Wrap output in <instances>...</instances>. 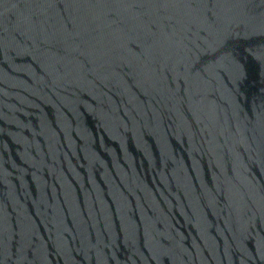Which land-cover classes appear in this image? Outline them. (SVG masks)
<instances>
[{"label":"water","instance_id":"water-1","mask_svg":"<svg viewBox=\"0 0 264 264\" xmlns=\"http://www.w3.org/2000/svg\"><path fill=\"white\" fill-rule=\"evenodd\" d=\"M0 264H264V0H0Z\"/></svg>","mask_w":264,"mask_h":264}]
</instances>
